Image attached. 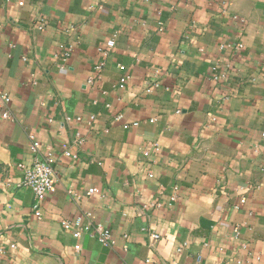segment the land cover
<instances>
[{
  "label": "crops",
  "instance_id": "obj_1",
  "mask_svg": "<svg viewBox=\"0 0 264 264\" xmlns=\"http://www.w3.org/2000/svg\"><path fill=\"white\" fill-rule=\"evenodd\" d=\"M0 91V264H264V0H0ZM82 211L113 245L63 228Z\"/></svg>",
  "mask_w": 264,
  "mask_h": 264
},
{
  "label": "built area",
  "instance_id": "obj_2",
  "mask_svg": "<svg viewBox=\"0 0 264 264\" xmlns=\"http://www.w3.org/2000/svg\"><path fill=\"white\" fill-rule=\"evenodd\" d=\"M43 20L39 26L40 29L43 27ZM113 41L108 42L107 46H100L98 48V52L101 58L95 64V71L101 72L105 66V59L110 49L112 48ZM239 49L243 48L242 44H238ZM224 76L217 75L215 79H222ZM95 81L94 76H90L88 78V83L92 84ZM122 85V83H121ZM156 83H148L146 87V92L150 93L152 89L156 86ZM11 97L8 93L4 91H0V117L4 118H12L10 110L7 108V105L10 103ZM5 108V109H4ZM7 108V109H6ZM93 119V117H91ZM117 119L120 120L121 116L118 115ZM83 143V139L75 140L76 145H81ZM153 150L158 151V144L152 145ZM29 148L31 152L34 154V159L32 163L19 164V167L23 169L24 176L20 185L26 186L32 189L34 195V205L33 208L35 211H38L42 203L44 202L46 196L55 189L56 186V171L53 165V157L54 154L51 150H47L46 152L42 151L41 143L34 135H30L29 139ZM148 150V149H146ZM63 156L71 157L74 160L78 159V155L73 153L70 150V147L64 145L63 146ZM146 154L148 152L146 151ZM97 192V189L92 187L87 191L88 195H93ZM71 196L75 199H78L79 196L72 189L69 190ZM61 224L65 230H69L72 232L73 236L77 239L81 238L84 234H88L94 238H96L99 242L104 245L110 246L113 245V234L109 227L105 226L100 222H95L93 220V215L90 211H82L73 219H63ZM152 237L157 240L160 238L158 234H153ZM75 249L80 250V245L76 244ZM181 251V249H178ZM4 255L3 248L0 247V261L2 260Z\"/></svg>",
  "mask_w": 264,
  "mask_h": 264
}]
</instances>
